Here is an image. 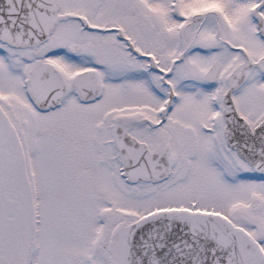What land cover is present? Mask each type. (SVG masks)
Listing matches in <instances>:
<instances>
[{
    "label": "snow or ice",
    "instance_id": "6c2138e0",
    "mask_svg": "<svg viewBox=\"0 0 264 264\" xmlns=\"http://www.w3.org/2000/svg\"><path fill=\"white\" fill-rule=\"evenodd\" d=\"M0 264H264V0H0Z\"/></svg>",
    "mask_w": 264,
    "mask_h": 264
}]
</instances>
